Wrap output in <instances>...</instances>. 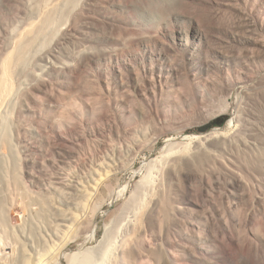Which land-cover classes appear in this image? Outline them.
Wrapping results in <instances>:
<instances>
[{"label":"bare ground","instance_id":"bare-ground-1","mask_svg":"<svg viewBox=\"0 0 264 264\" xmlns=\"http://www.w3.org/2000/svg\"><path fill=\"white\" fill-rule=\"evenodd\" d=\"M219 2L218 8L235 15L234 17L238 21L233 20L227 24L225 23L223 30L220 33L218 32L220 35L218 34V39L214 44V41L211 43L201 39L202 37L196 38L193 36L183 44L179 38L173 36L175 35L172 34L174 32H171L172 35L166 39L157 36L158 38H153L154 42L149 44L146 42L147 39H144V42L138 40L140 36H138L135 29L121 25L120 28L118 27L119 30L117 32L114 31L116 34H111L107 41L103 42L102 40L103 43L95 44L89 40V37L81 36L85 41V43L83 41V44L82 41H77V36L81 33L74 27L75 21L66 20L63 24L61 23L63 26L60 32H57L58 34L54 33L52 36L50 34L49 38L41 35L39 24L35 23L33 25L34 35L31 34L30 29L23 27L25 41L18 43L16 41L18 39L12 38L7 42L11 46L9 53H12V56L10 55L12 58L5 56L2 66L0 65V110L15 94L13 92L14 82H21L23 87L20 88L22 85L20 83L21 85L18 88H20L19 91H22L21 95L24 103L22 108L19 107L24 112V116L26 114L27 119H29V122H26L20 116H15L14 119L15 142L21 148V154L19 153L21 156L18 155L19 157H17L20 160L19 167L22 174V180H20L21 178L18 180V176L16 179L20 182L19 189L21 187V194L24 193L26 198L34 193L40 196V200L42 197L45 198V202L46 199L51 202L54 200L52 194L54 195V193L58 192L59 194L67 195V198L64 196V201L61 202L67 203L71 199L70 196L77 195L80 197L76 196L77 200H73L74 203L73 201L71 202L74 204L72 207H75V211L65 212L64 208L62 212L58 211L61 212L59 217L63 222H61L62 227L69 228L75 225L81 230L88 229L89 222L85 214V207L87 208L85 205L91 202L90 198L97 195L100 185H106L108 173L117 168H123L121 165L125 163V160H129L141 150H147L144 149L145 147L149 148L150 146L151 148L154 140L163 134L160 131L157 136L155 129L150 128L152 126L145 128L144 125V129H136V127L135 129H129L127 128L128 121L132 123L137 120L152 119L156 120L157 125L160 127L163 124L162 121L166 122L170 114L169 109L167 110L166 107L169 108L172 104L178 103L176 96L184 95L183 98L186 99L185 92L196 88L218 91L221 97L220 101H222L220 111L235 109L234 116L226 122L227 128L230 127L235 119L237 125L233 131L227 132L224 130L225 128H214L211 132L203 135L182 133L177 138L169 137L165 140L167 143L164 149L165 158L149 161L147 167H145L146 173L143 179L135 181L129 193V199L137 195L144 196L145 200H147V207L137 206L138 208L142 207L141 209L139 208L141 210L140 213L136 210V205L134 210L133 208L128 209L130 206L123 204V206L128 208L125 207L124 213L119 211L120 214H125L123 226L124 230L130 234V237L126 234L128 239L120 240L121 242H119L115 251L117 260L115 259L111 264H131L136 261L138 264H147L148 259H145V249L151 248L150 244L157 243L159 240L161 241L159 243L163 246L162 250L165 252L166 259L165 261L163 260L164 264H187L189 260L193 261V259L201 256L208 257L210 244L219 235L228 239L233 245L234 234L232 227L236 221H240L237 215L241 212L239 205L242 203L244 195L238 194L239 196H235L238 203L241 202L240 204L235 201L224 200L223 203L225 204L219 206V202L223 201L225 197L229 198V196H220V201L218 200L219 202L216 204V198L214 197V201L212 195H210L212 193L206 190L209 189V187H206L207 182H209L207 181L206 173L208 169H211L210 174L214 176L216 181H219L220 176L223 174V178L230 175L232 178L230 177V181L226 184V189L228 190L229 188V192L230 189L243 184L239 172H250V167L248 168L247 166L249 163L251 165L259 161L260 164L256 163V165H260L264 172V118L243 106L248 100L254 101L253 103L255 104H260V101L264 98V96L262 99L260 98L264 89V64L256 59L264 54V0H221ZM82 3L83 9H89V6L92 8V3L95 4L93 0H83ZM75 7L78 8L79 6ZM85 11L87 10L85 9ZM77 13L80 14L78 11ZM75 16L78 17L79 15ZM82 17L84 18V16ZM96 23L98 22L96 21ZM91 27L94 28L95 26ZM109 27L104 28L108 29ZM82 31L84 33V29ZM8 36L11 35L8 34ZM36 38H44L47 41L46 44L44 42L45 45L40 49L38 48L37 51L35 49L36 52L32 60L34 69L26 71V68H21L17 61L24 51L23 45H26V41ZM149 39L151 40V38ZM135 44L137 45L136 47L134 46ZM69 45H72V47L70 48ZM6 46L4 45L3 47L6 48ZM22 59L25 58L20 60ZM24 65L26 66V64ZM67 73H72L70 78H73L74 81L79 76H84L87 81V86L82 90V93L78 94L77 97L75 96L77 103H74V105L77 104V107L67 108V106L65 107L67 103L63 104V101L69 98L62 95L66 90L63 93L60 90L54 91L56 83L59 82L64 74L68 75ZM183 89L184 91H182ZM19 100L21 99L19 98ZM7 103L8 105L10 104V102ZM108 109L113 112V118L110 116L111 114L106 112ZM12 118L14 117L12 116ZM248 118H251L253 122H250ZM247 124L252 125L249 127ZM159 129L161 130V128ZM2 131H0L1 138L3 136ZM109 138L114 142L113 145H110L111 141L109 142ZM185 139L190 140L188 148L187 143H184ZM10 141L14 140H0V148L6 150L4 151L7 155L5 157L13 158L15 154L14 144H11ZM30 147L34 151L33 157L28 154ZM76 147L78 149L82 147L84 152L81 153ZM15 169L17 170V167ZM11 172L15 173L12 170ZM152 174L155 176L154 187L151 186V181V185L147 184V181L150 180L149 177H153ZM0 175L2 174L0 173ZM255 175L253 176L257 179ZM196 176L201 186L195 191V187L192 188L191 186V183H193L191 181ZM27 184L35 188V192L32 193V190L31 192L28 190V193H30L28 194L26 191V189H29V187L26 188ZM260 189L262 190V188ZM261 190H259V196L256 194V197L251 198L252 204L245 205V217L243 216L245 220L243 222L246 227L252 223L256 216L264 218V190ZM211 191H213V187ZM217 193L216 195H219ZM230 194L231 196L233 195L231 191ZM29 198H33V196ZM29 198H27V206L24 205L21 208L28 207V209H33L32 206H37V204L41 203L38 200L39 198H36L38 202H29ZM198 198L204 199L205 206L203 205V208H206V211L204 210L201 214H198V212L200 213L199 208H202L199 205ZM134 199L140 200L139 197ZM21 200L20 202L22 203ZM87 200L90 202H87ZM57 201L60 200L58 199ZM243 201L245 202V200ZM16 204L17 202L14 205L16 206ZM130 204L133 206L132 202ZM56 208L57 210L59 209L58 207ZM14 209L9 208L11 213H13ZM87 212L89 216L88 209ZM117 214L119 215V213ZM17 215H19V212ZM58 218L57 220H59ZM0 219L4 220L3 217ZM163 222H165V227L162 226ZM6 223L3 222L2 224L5 225ZM58 226L60 225L58 224ZM15 227H18V225ZM86 232L89 231L86 230ZM56 235L54 232L53 236L58 241L60 240L59 243L51 235L53 238L51 243L49 245L46 244V247H44L45 245L42 246L41 243V247L44 248L40 247V249L32 241L30 243L28 241L25 242L26 240L23 241L27 244L18 248L21 249L20 256L16 257V260H10L5 264H49L53 263V260L55 262V258L62 252L61 250L65 248L67 243L61 239L62 237L58 236L60 234ZM170 235L173 237L172 239ZM22 238L24 239V237ZM16 241L18 242V240ZM9 242L11 241L9 240ZM17 242L13 241L14 245ZM25 247H28L29 250H26ZM154 254L157 255V253ZM64 256L67 255L65 254ZM66 258L65 260H67ZM69 259V263L74 264V259L72 260L71 257ZM154 261L157 262L156 260Z\"/></svg>","mask_w":264,"mask_h":264},{"label":"rangeland","instance_id":"rangeland-1","mask_svg":"<svg viewBox=\"0 0 264 264\" xmlns=\"http://www.w3.org/2000/svg\"><path fill=\"white\" fill-rule=\"evenodd\" d=\"M64 1L63 0L62 1L61 0H0V61H1L0 65L1 66H2V62L5 59V56H7V58H12L11 57L12 53H9L10 52L9 48L11 46L8 45L9 43H7V42H9L10 39H12V38L18 39V40L15 39L18 43L25 41V36H24L23 30H22L25 27L30 29L31 34L34 35L33 34V32H34L33 25L35 23L39 24V28L41 29L40 30L41 35L49 38L50 34L52 36V35H54V33L58 34L60 32L61 27L63 26V25H61V23L63 24L65 22V20L66 21H75L74 27L76 29H78L79 33H81V34H78L77 38L79 40L77 39V41H82V43L84 41V39H82V37L84 36L87 38L89 37L90 38L89 40L93 41L95 44H100L102 42V40H103V42L107 41L109 39V37L111 36V34H116V32L119 30L118 27L120 28L121 26H130L132 29H135L138 36H140L138 38L139 41H143L144 39H147L146 42H148L149 44L154 42L153 38H158L161 36L160 38L166 39V38H169L170 35H172V34H175L173 36L179 38V40L181 42H183V44L188 39H190V37H192V36L196 37V38L202 37L201 39L206 40V41H210L211 43L214 41L213 42V44H214L215 41H217V39H218L217 37L220 35L219 33L223 30L225 25L230 21H233V20L236 21L237 20V18L234 17L235 15H231L230 13H227L226 11L224 12L222 9L220 10V8H218L219 7L218 4L220 3L219 1H221V0H103V1L102 0H93V2L95 4L92 3L93 7L91 8V6H89L88 7L89 9H87V8L83 9L82 8V4H83L82 1L83 0H72V1L71 0H64ZM55 2L57 3V5ZM74 6H77V7L79 6V7L74 8ZM66 8H67V10H66ZM85 9L87 11H85ZM46 11H48V12H46ZM77 11L80 14H78ZM45 12H46V14H45ZM58 12H60L62 14H60ZM75 13H77V14H75ZM75 15H79V16L77 17ZM58 16H59V18H58ZM82 16H84V18ZM58 19L59 20L61 19L60 21H62V22H60ZM62 19H64V20H62ZM90 21H92V22H90ZM96 21L98 23H96ZM115 21L117 22V24ZM81 22H82V25H81ZM83 22H84V25H83ZM40 23H42V24H40ZM52 23H54V24H52ZM105 23H106V25H105ZM43 24H46V25H43ZM79 24H80V26L78 27ZM108 24L110 25V27ZM93 25L95 26L94 28L91 27ZM59 26H60V28H59ZM104 27H109V28L106 29ZM79 28H82V29H79ZM83 29H84L85 34L82 31ZM91 30H93L94 32ZM88 31L90 32V34ZM114 31H116V32H114ZM91 32H92V34L94 33L95 36L92 35ZM171 32H174V33L171 34ZM107 33H109V34H107ZM8 34L11 36H8ZM96 34L99 36H97ZM21 35H23V36H21ZM7 37H8V39H7ZM140 38H142V39H140ZM149 38H151V40ZM3 40H4V42H3ZM89 40H87V41H89ZM27 41H26V45L25 44H24L25 46L23 45L24 51L22 52V55L20 57V59L21 58H25V59H22V60L19 59L17 61V64L20 65L21 68L22 67L26 68V71H32L31 69H34V65H33V61H32L33 55L38 50V48L40 49L42 46H44L46 44L47 40L44 38L43 39L36 38L33 40L31 39L28 41L29 44L27 43ZM35 42H36V45H35ZM44 42H45V44H44ZM84 43H85V41H84ZM4 45L5 46L7 45L8 47L6 46V48H4L3 47ZM134 46L136 47L137 45L135 44ZM69 47L71 48L72 45H69ZM35 49H36V51H35ZM27 52H29V53H27ZM24 55H25V57H24ZM256 59L259 60L260 63L264 64V54H262V56H260V57H257ZM10 60H12V59H10ZM101 61L105 62L104 60H101ZM106 61H109V60H106ZM24 64H26V66ZM29 64H30V66H29ZM33 71H35V70H33ZM67 74L68 75L64 74L62 76V78H60L59 82L56 83V86L54 87V91L60 90L61 93H63L66 90L62 95L65 96L66 98H68V97L69 98H68V100L63 101V104L65 105L67 103L65 105V107L67 106V108H71V107H75L77 105V104L74 105V103H77L76 97L78 96V94L82 93V90H84V88L87 86V81L85 80L84 76H79L77 78V80L74 81L73 78H70V75L72 73L71 74L67 73ZM12 81H13V79H12ZM20 83L21 82H18V83L14 82L15 85H14L13 92H15V94L9 99V101H7V102H10V104L8 105V103L6 102V104H4L2 106V109L0 110V122L3 121L0 123V129H1L0 131H2V130L5 131V132L4 131L1 132L3 136L1 138V135H0V140L1 141L4 139L5 140H8V139L14 140V141H10V142H11V144L12 143L14 144L13 147H14V153H15L13 158L5 157V156H7L5 154L6 152L4 153V151H6V150H4V148L3 149L0 148L1 149V151H0V165H1L0 170L1 171H0V173L4 176L3 177L2 175H0V188H1L0 189V215H1L0 218H2V217L4 218V220L0 219V222H2V223L7 222L8 223V224L6 223L7 226H6V224L4 225V224L0 223V231H1L0 235H2V236L4 235L3 237L0 236V238H1L0 239L1 240L0 241L1 242L0 243V264H3V263L5 264V263L9 262L10 260H14V259L16 260V257H19L21 254V249H18V248L25 246L27 244V243L25 244V242H27V241L29 243L32 241V243H34L35 246H37V245L39 246L38 247L39 249H40L41 245L42 246L45 245L44 247H46V244L49 245L51 243V240H53V238L55 237V236H53L54 232L57 235L60 234L58 236L62 237L61 239L67 243L65 244L66 246L64 245L65 248H63L61 250L62 252H60V254L57 256L58 258L57 257L55 258L56 261L54 262V260H53L52 261L53 263H49V264H70L68 261V260H70L69 259L70 257L72 258V260L74 259L73 260L74 264H111V262H113L115 259L117 260V258H115L116 257L115 251L118 247L119 242H121L120 240L128 239L127 236L130 237V234L124 230V226H123V222H124L123 218L125 219V217H124L125 214H123V213H124L125 207L128 205V207L129 206L130 207L129 208L126 207V208H128V209L133 208L134 209L135 208L134 206L136 205V208H137L136 210L140 213H141V210H139V208L141 209L143 206L147 207V203H146L147 200H145L146 198L144 196L141 197L142 195H137L136 197H133L131 199L128 198L130 195L129 193L131 191V188H132L133 184H135V181H139V180L143 179V176L146 173L145 167H147V164L149 161L161 160V159L165 158L164 155L166 153H165L164 149L167 145L165 140L169 137L170 138H177L182 133L203 135V134H207V133L211 132L214 128H220V129L225 128L224 130L227 132L233 131V130H235L236 125H237V123L234 119L232 121V124L230 125V127L226 128V122L234 116L235 109L232 108V109L227 110V111H220L222 101H220L221 97H220L219 92L215 91V90H210V89L205 90L203 88H196V89H193L191 91L187 90L185 92L186 99L183 98L184 95H182V96L177 95L176 97L178 99V101H177L178 103L172 104L171 106H169V108L166 107V109L167 110L169 109V111H170V114H169L170 117L168 116L166 122L162 121L163 124L160 125V127H159V125H157L158 124L157 121L152 120V119H147L145 121L144 120L143 121H139V120L133 121L132 123L134 125L131 123V121H128L127 122V128H129V129H133V128L135 129V127H136V129L137 128L138 129L139 128L144 129V125H145V128L147 126L148 127L152 126L150 128L155 129L157 136H158V133L160 131H162L163 134L159 135L156 138V140H154L153 146H151V148H150V146H149V148L145 147L144 149H147V150H141V152H138L134 156L131 157L133 159L130 158L129 160L127 159V161L125 160L124 161L125 163H123L124 166H123V164L121 165L123 168H120V169L117 168L116 170H113L110 173H108V175L106 177V185H100V187H99L100 189L98 190L97 195L93 197L95 199L90 198L91 202L88 201L90 199L87 200V202H90V203H87L85 205V206H87V208L85 207V209H86L85 214L88 217V222H89L88 226L91 229L88 226H87L88 229L87 228H85V229L89 232H86L85 229L81 230V228H79L77 226L75 227V225L70 226L69 227L70 229H69V228H66L65 226H63V227L61 226L62 220L60 219L59 215L62 212L63 208H64L63 210L65 212L75 211L74 210L75 207H72V206L74 205L73 200H75V199L77 200V197H79L77 195H76L77 197L76 196H70V198L71 199L73 198V199L72 200L70 199V201H68V199H67V201H68L67 202L68 204H67V203H61L62 201H64V198H65L64 196H66V198H67V195H63V193L59 194L57 192L60 196L57 193H54V195L52 194V198L54 197L53 198L54 200L59 199L60 201L56 202V200L54 201L52 199L53 201L50 202L48 199H46V202H45V200H44L45 198L41 197V200H40V196L35 195L33 193V192H35L34 190H36V189L27 184L28 186L27 187L25 186V187L26 188L29 187V189H26L24 187L26 189L27 193L29 191L31 192V190H32V193L34 194L33 195L31 193L32 195H29V197L33 196L34 199L29 198L27 196V198H29L28 201L29 202L30 201L31 202L32 201L38 202V200H40V202L41 203L43 202V204H41L39 202L40 204H37V206L35 205L36 207L32 206V208L34 210L28 209V207L21 208V206L22 207L24 205L27 206L26 205L27 204V198L24 197L25 196L24 193L21 194L22 193L21 187L19 189V183L20 182L18 180L20 178H21L20 180H22L21 169L19 167L20 166L19 165L20 160L18 158L19 156H21L20 155L21 154V148L16 145V142H15L16 135H15L13 128H14L15 116H20V118H23L26 122H29V119H27L26 114L24 116V112H22V109H21L24 102H23V98L21 95L22 91H19L20 88L23 87V84L21 83L22 84L21 85ZM71 85H72V87H71ZM263 85H264V83H263ZM19 86H20V88H18ZM63 87H64V89H63ZM182 91H184V89ZM16 93H17V95H16ZM262 93L263 94L260 95L261 99L264 96V89H263ZM71 94H73V95H71ZM67 95H69V96H67ZM14 96H16V97H14ZM12 98H14L15 101ZM19 98L21 100H19ZM16 99L22 103H20ZM74 99H75V101H74ZM43 102L46 103L44 100H43ZM253 102L248 100L246 102L247 104L244 103L245 105L243 104V106H245V108H248V110L250 109L251 111H253L256 115L259 114L258 116H263L262 118H264V113H263L264 112V98L260 101L261 102L260 104H255ZM258 105H260V106H258ZM4 106L5 107L7 106V108H5ZM171 109H174L175 112H174V110H171ZM106 112L108 114H111L110 116L113 118L114 114H113V112H111V110L108 109V110H106ZM12 116L14 118H12ZM221 117L225 118L224 124L222 126H215L211 129H209L207 131H203V132L198 131L199 127H202V126L206 125L207 123H209L213 120L219 119ZM112 118H111V120H112ZM248 119L250 122L251 121L253 122V120L251 118H248ZM28 124H30V123H28ZM251 125L252 124H249L248 126L250 127ZM140 126H142V127H140ZM158 127L161 128V130ZM262 128H263V126H262ZM110 141H111L110 145L111 144L113 145L114 142L109 138V142ZM189 141L190 140H188V139L184 140V143H187V148L189 147V144H188ZM0 146H1V144H0ZM2 147H3V145H2ZM31 148L32 147L29 148L28 154H30L29 155L30 157H33L34 151ZM78 150L81 153L84 152L82 150V147H81V149L79 148ZM1 153L5 154V155H3ZM247 162H246V164L249 163V162L248 163ZM256 163L260 164L259 161H256L255 163L251 164L254 166H251L250 163L247 166H248V168L250 167L251 171L253 169L252 174L253 175L256 174L255 177H257V179L259 178L260 181L254 178V176L251 174L250 170H249L250 172H248V173H246V171L239 172V174H241V178H242L241 181L243 182V184L242 185L239 184V187L237 186L238 188L236 187V188L230 189L231 193H233L232 196L230 194V191L228 192L229 188H228V190L226 189L227 188L226 184H227V182L230 181V179L232 177L230 175L229 176L227 175L223 178L222 176H224V174L222 173L223 175L221 174L222 176H220L219 181H216L214 176L212 174H210L211 169H208L206 175L209 179L211 178L210 180H212V179L213 180L210 181L207 178V181H209V182H207L208 186L206 185V187L207 188L209 187V189H206V190L209 193H212L210 195H212L214 201L216 198V200H217L216 204H217V202L220 201V196H222V197L229 196V198L225 197L227 199L224 198L223 201L219 202V204H218L219 206H223L225 204V203H223L224 200H226V201L228 200L230 202L235 201L238 203L237 199H235L236 198L235 196L236 195L239 196L240 194L244 195L243 200H245V202L242 200V203L241 202L238 203V204L241 203L239 205L241 212L239 215H237V216H239L240 221L239 220L236 221L232 227V231L234 234V239L232 242L233 245L231 244V242L228 239L217 234L219 236H216L217 237L216 240L214 239L212 241V243L210 244L209 256L208 257L207 256H205V257L201 256V257H198L196 259H193V261L189 260V261H187V264H264V218L262 216H258V217L256 216L254 218V220L252 221V223L250 225H247V227H246V224H244V222H243L245 220V218H244L245 217V213H244L245 212V210H244L245 205L252 204L251 198L253 199V197H256V194L258 196L260 195L259 194L260 193L259 190H261L260 188H262V190H264L263 189L264 188V183H263L264 182V172L261 169L260 165L258 166V165H256ZM16 167H17V170L15 169ZM86 169H87V167H86ZM11 170L15 171V173L11 172ZM16 172H17V175H16ZM13 173H14V175H13ZM257 173H259V174H257ZM204 175H205V173H204ZM17 176L19 177V178H17L18 180L16 179ZM8 177H10V178H8ZM8 179H10V180L8 181ZM149 179L150 180L147 181L148 182L147 184L151 185V183H152L151 186L154 187L155 183H153V182H155V176L153 175V177L152 178L149 177ZM224 179H225V181H223ZM17 181H18V183H17ZM23 181H25V179H23ZM150 181H151V183H150ZM191 182H193V183H191V186H192V188L195 187V189H194L195 191H196V189L198 190L200 188L201 185L199 184L200 182H199L197 176L195 178H193V180ZM259 182H260V184H259ZM192 184H195V185H192ZM210 184H212V185H210ZM251 186H252V188H251ZM16 187H18V188H16ZM212 187H213V191H211ZM2 188H3V190H2ZM217 189H218V191L219 190L220 191L218 192ZM223 192H224V195H223ZM19 193L21 194V196ZM216 193L219 195H216ZM28 194H30V193H28ZM253 195H255V196H253ZM35 196H37V197H35ZM138 197L140 198V200L134 199V198H138ZM20 198L23 200H21ZM36 198L37 199L39 198V199L36 200ZM142 198H143V201L145 200L144 202L143 201L141 202ZM13 200H14V202H13ZM20 200L22 201V203L20 202ZM203 200L204 199H202V198H198V202H200L199 205L202 207V208H199L200 213L198 212V214H201L204 210L206 211V208H203V205L205 206V203ZM11 201L13 202V204ZM72 201H73V203H71ZM128 201H129V203H128ZM16 202H17V204L15 206L14 204ZM131 202L133 203V206L130 204ZM137 202L139 203V205H137L138 204ZM59 203L61 206L59 205ZM19 204H20V208H19ZM123 204H125L126 206H123ZM9 205H11V206H9ZM117 205H118V207H117ZM53 206L54 207L56 206L59 209L57 210V208L55 207L56 208L55 209ZM137 206H142V207L138 208ZM66 207H67V209H66ZM120 207H122L123 209L122 208L120 209ZM1 208H2V210H1ZM3 208H4V210H3ZM9 208H13V209L15 208L16 211L14 209L13 213H11ZM46 208H47V210H46ZM22 209H24V210H22ZM87 209L89 210V216H88ZM143 209H142V211H143ZM20 210H22V211H20ZM58 211H61V212H58ZM119 211H121V212L123 211V213L120 214ZM18 212H19V215H21V216L17 215ZM3 213H5V214H3ZM117 213H119V215ZM52 214H54V215H52ZM5 215H6V218H5ZM7 215L9 218L7 217ZM91 215H92V217H91ZM115 215H116V217L117 216H119V217H117V219H116ZM121 215H123V216H121ZM35 217H37L38 219ZM57 218L59 220H57ZM118 218L119 219L121 218L120 219L121 222ZM8 219H10V220H8ZM255 219H256V221H255ZM116 220H117V222H116ZM40 223H41V225H40ZM58 224L60 226H58ZM10 225H13V226H10ZM14 225L15 226L18 225V227H15ZM47 225H49V226H47ZM162 226L163 227L166 226L165 222L162 223ZM55 227H57L59 231L57 230V228L55 229ZM78 228H79V230H78ZM74 229H75V231H74ZM3 230H4V232H2ZM77 231H78V233H77ZM14 232H15V234H14ZM10 234H11V236H10ZM126 234H127V236H126ZM51 235L53 236V238ZM9 236H10V239H9ZM35 236H37V237H35ZM38 236H40L41 238ZM4 237H6V238L4 239ZM22 237H24V239ZM170 238L172 239L173 237L171 236ZM55 239L56 238H54V240ZM9 240L11 242H9ZM16 240H18V242ZM56 240H57L56 241L57 243L60 242V240L59 241H58V239H56ZM13 241L17 242V243H15L16 247H15ZM23 241H25V242H23ZM159 241L157 243H154L155 245L153 243L152 244L149 243L151 248L145 249L144 253H146L145 255H146V257H148V258L145 257V259H148V263L146 262L147 264H157V263L158 264H164L165 263L164 262L166 259L165 258V252L162 250L163 246L160 244L161 241H160V243H159ZM12 245H14V246L12 247ZM155 246H156V249H155ZM44 247H41V248H44ZM25 249L29 250L28 247H25ZM154 253H157V255ZM65 254L67 256H64ZM151 257H154V258H151ZM65 258L67 260H65ZM154 260H156L157 262H155ZM162 261H163V263H161ZM131 264H138V262L136 261V262H133Z\"/></svg>","mask_w":264,"mask_h":264},{"label":"trees","instance_id":"trees-1","mask_svg":"<svg viewBox=\"0 0 264 264\" xmlns=\"http://www.w3.org/2000/svg\"><path fill=\"white\" fill-rule=\"evenodd\" d=\"M224 121H225V118L224 117H221L219 119H216V120H213L209 123H207L206 125L202 126V127H199L198 128V131H207L215 126H222L224 124Z\"/></svg>","mask_w":264,"mask_h":264}]
</instances>
